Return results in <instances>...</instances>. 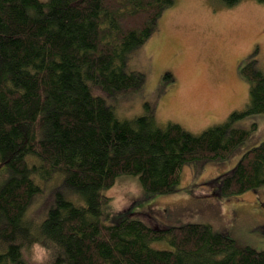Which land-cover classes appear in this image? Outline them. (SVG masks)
Segmentation results:
<instances>
[{
	"label": "trees",
	"instance_id": "16d2710c",
	"mask_svg": "<svg viewBox=\"0 0 264 264\" xmlns=\"http://www.w3.org/2000/svg\"><path fill=\"white\" fill-rule=\"evenodd\" d=\"M172 3L0 0V264H264V251L206 224L157 228L127 215L101 222L109 216L103 192L118 177H137L146 194L173 192L185 163L226 159L255 129L234 128L235 120L264 114V74L251 59L240 69L244 110L198 135L160 127L147 105L144 115L120 119L106 104L141 86L127 60ZM56 175L64 189L35 221L27 212L38 182ZM220 179L225 197L264 186V139ZM35 246L44 255L29 261Z\"/></svg>",
	"mask_w": 264,
	"mask_h": 264
},
{
	"label": "rangeland",
	"instance_id": "374dc122",
	"mask_svg": "<svg viewBox=\"0 0 264 264\" xmlns=\"http://www.w3.org/2000/svg\"><path fill=\"white\" fill-rule=\"evenodd\" d=\"M172 1L155 31L127 60L126 71L143 76L141 86L113 101L104 98L120 119L144 115L147 105L160 127L174 123L198 135L244 110L249 85L240 69L249 59L264 74V2L241 0L226 7L221 0ZM232 126L255 129L226 159L185 163L173 192L146 194L137 177H118L103 192L109 198L104 208L109 216L100 217L101 222L127 215L157 228L206 224L239 247L264 251V186L231 197L220 192V177L264 139V114L239 118ZM59 177L38 182L41 191L27 212L33 220L39 221L64 189ZM152 246L168 247L162 242ZM26 255L29 261H39L44 252L35 246Z\"/></svg>",
	"mask_w": 264,
	"mask_h": 264
}]
</instances>
